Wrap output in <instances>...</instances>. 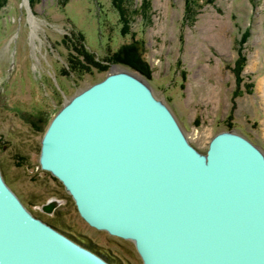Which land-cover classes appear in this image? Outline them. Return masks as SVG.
I'll return each mask as SVG.
<instances>
[{
    "label": "rangeland",
    "instance_id": "rangeland-1",
    "mask_svg": "<svg viewBox=\"0 0 264 264\" xmlns=\"http://www.w3.org/2000/svg\"><path fill=\"white\" fill-rule=\"evenodd\" d=\"M6 0L0 7V170L37 217L73 234L114 264H142L134 244L88 225L61 182L40 163L54 114L108 73L140 75L205 153L222 131L264 152V0ZM125 44L148 75L115 62ZM60 204L47 213L42 205Z\"/></svg>",
    "mask_w": 264,
    "mask_h": 264
},
{
    "label": "water",
    "instance_id": "water-1",
    "mask_svg": "<svg viewBox=\"0 0 264 264\" xmlns=\"http://www.w3.org/2000/svg\"><path fill=\"white\" fill-rule=\"evenodd\" d=\"M40 163L88 225L132 241L142 264H264V152L222 131L201 153L138 74L112 71L66 100ZM0 264L111 263L32 214L0 170Z\"/></svg>",
    "mask_w": 264,
    "mask_h": 264
},
{
    "label": "trees",
    "instance_id": "trees-1",
    "mask_svg": "<svg viewBox=\"0 0 264 264\" xmlns=\"http://www.w3.org/2000/svg\"><path fill=\"white\" fill-rule=\"evenodd\" d=\"M132 1L133 0H112L114 6L120 12V15L124 17L125 22L129 20L126 17L130 16L135 11V8L132 7ZM5 2L6 0H0V7L4 5ZM29 2L31 6L34 3L33 0H29ZM141 55L142 52L138 50L137 46L133 44H125L122 46L120 51L112 55V60L115 62L123 63L129 66L130 68L138 71L139 73L147 76V68L144 65L143 60L141 59Z\"/></svg>",
    "mask_w": 264,
    "mask_h": 264
},
{
    "label": "flooded vegetation",
    "instance_id": "flooded-vegetation-1",
    "mask_svg": "<svg viewBox=\"0 0 264 264\" xmlns=\"http://www.w3.org/2000/svg\"><path fill=\"white\" fill-rule=\"evenodd\" d=\"M56 200V199H55ZM57 201V204H56V206H54V208H53V210L51 211V213L52 212H54L55 210H56V208L58 207V205L60 204V201H58V200H56ZM40 218V217H39ZM42 219V218H41ZM43 220V219H42ZM44 221V220H43ZM45 222H47V221H45ZM47 223H49V222H47ZM49 224H51V223H49ZM51 225H53V224H51ZM53 226H55V225H53ZM56 227V226H55ZM57 228V227H56ZM70 235L71 236H73L75 239H77L79 242H81V243H83V244H85V245H87V246H89L88 244H86L84 241H82V240H79V238L77 237V236H75V235H73V234H71L70 233ZM90 247V246H89ZM91 248V247H90ZM92 249V248H91ZM111 264H114L112 261H110V260H108Z\"/></svg>",
    "mask_w": 264,
    "mask_h": 264
}]
</instances>
